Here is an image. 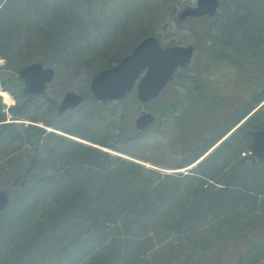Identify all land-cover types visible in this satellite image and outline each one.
I'll list each match as a JSON object with an SVG mask.
<instances>
[{"label":"trees","instance_id":"16d2710c","mask_svg":"<svg viewBox=\"0 0 264 264\" xmlns=\"http://www.w3.org/2000/svg\"><path fill=\"white\" fill-rule=\"evenodd\" d=\"M81 1L0 0V41L8 47L3 49L21 54L29 45L46 47L48 58L55 59L70 48L76 56L87 46L85 32L81 30L92 15L89 10L80 14L77 8ZM83 1L89 6L88 0ZM141 19L138 16L134 24ZM219 19L221 25L216 27L221 33L196 31L194 42L201 53L199 58L194 53L183 93L171 97L167 89L154 101L160 113H155L156 119L149 129L161 125L162 118L168 116L169 127L177 132L174 146L184 155L185 166L264 99V0H235ZM42 27L45 31L39 34ZM24 34L27 38L33 35L31 44L25 43ZM35 35L39 40L34 41ZM80 41L85 45H77ZM244 50L252 55L245 57ZM15 82L22 85L20 79ZM235 88L237 93H233ZM25 105L19 102L13 107L14 115L21 116L27 109L23 108ZM263 119L261 106L244 126L199 162L194 168L196 173L185 177L187 182L171 176L164 179L138 163L51 134L56 146H47V156L43 158L30 156L25 165L28 171H35L29 184L23 177L25 183L19 194L1 214L0 228L8 238L0 242V264H128L146 251L150 256L149 253L163 248L167 253L154 259L161 264L164 259H176L184 250H191L186 255H195L200 243L180 239L187 233L196 234L198 222L211 243L200 250L202 253L220 246L226 238L235 239L228 236L230 233L237 237L247 234L263 218H258V196L263 192L243 182L238 173L248 160L255 164L248 154L241 152L247 141L250 144L247 130ZM4 120L0 112V122ZM117 122L104 138L99 131L101 138L91 135L96 130L90 128L86 119L80 127L64 129L117 150L120 148L110 139L133 138L145 131H134L132 135L122 128L121 121ZM16 126L14 122L0 123V148L8 145L17 149L8 140L11 135L20 138L14 134L28 133L24 139L34 145L44 133L38 126L23 127L21 131L15 130ZM47 165L51 171H44ZM165 183L170 189L166 192L177 200L175 205L166 202V196L157 191ZM234 191L243 197L231 195ZM9 215L13 218L6 221ZM175 237L179 242L173 241ZM146 261L132 264H147Z\"/></svg>","mask_w":264,"mask_h":264},{"label":"rangeland","instance_id":"374dc122","mask_svg":"<svg viewBox=\"0 0 264 264\" xmlns=\"http://www.w3.org/2000/svg\"><path fill=\"white\" fill-rule=\"evenodd\" d=\"M54 1L56 2V0ZM88 1L90 2L89 6L82 0L77 8L80 14H85V12L89 10L92 12V15L89 16V19L87 18L88 20L85 28L81 30V32H85L84 38H86L87 46L83 48L84 50L82 52H78L76 56L75 53L72 54L70 48H68L67 50L59 51L61 53L60 57L49 59V52H47L46 47L40 48L39 46H36L35 48L31 45L28 46V49H23L21 54H17L14 50L7 51L3 49H7L8 47L5 46V44H2L4 42L0 41V52L3 53H0V81L2 82L0 90L5 91V89H7V92L11 97V102L8 103L5 102L4 97L0 95V112L4 114L5 121L14 122L18 125L15 129L17 131H21V128L23 127L36 125H39L44 129V133L37 144L33 145V142H29L28 144L26 142L27 139H24L28 133L24 132L22 135L21 133L14 134L19 135L20 138L12 135L11 137H8L11 145H14L17 149H11L8 145H3L4 147L0 148V188L9 192L11 203L14 202L19 194V189L22 188V185L20 184L22 178L25 177L27 179L26 184H29L28 182L31 174L35 171V169L28 171V167L25 165L29 161L30 156L35 154L37 158H43L47 156V146H56V141H53L56 139H54L53 136H50L51 134L64 136L65 138L73 140L72 142L102 148L111 154H118L117 156H120L125 160L138 163L147 170L156 171L161 175L160 177H164V179L167 178V176H171L170 178L174 177L183 179L182 182H187L188 179L185 177L193 176L196 173L194 168H196L199 162L212 154L232 134L231 133L229 136L225 137V139L215 147L209 148L204 157L191 167V164L184 165V155L174 146V143L177 142H174V137L177 135V132L169 127L168 116L162 118L163 123L161 125L145 130L139 136L133 138H126L127 136H125L118 139H114L113 137V139H110L111 143H115L120 150L102 146L94 141L66 131V129H64L65 127L72 129L80 127L82 126V120L86 119L87 122H89L88 125L90 128L96 130V133L94 132L91 135L95 138H101L98 134L99 131L102 132L104 138V136H108V129L110 127H115L118 124L117 121H121L122 128L126 129L127 133H132V135H134L133 132L136 131L134 121L143 108L135 96V90L129 93L122 101H113L105 105H99L98 101L95 100L90 92L89 84L91 77L101 68L115 63V61L122 55L129 52L141 37L147 34L153 33L157 35L159 40L164 44L177 42L189 44L194 42L196 31L204 30V32H206L207 30H211L216 34H218V31L221 33V31L217 29V25H221L222 22V19L220 20L219 17L235 0H220L221 6L219 8V15L213 20H204L205 18H185L179 20L178 15L180 12L187 6L192 5L190 0H164L162 2H160V0ZM138 16L142 17V21L138 24H134L135 19ZM85 20L86 19H84V21ZM93 24L97 25L93 27ZM38 31L39 34H42L45 31L44 27L39 28ZM24 35L23 39L26 38L24 40L25 43L31 44L30 41L33 40V35H28L29 38L26 37V34ZM36 40H39V37L35 35L34 41ZM77 45L84 46L85 42L80 41ZM108 48H111V50ZM106 49L107 53L105 52ZM244 52L245 57L252 55L249 50H244ZM195 53L197 56L196 58H199L201 50L196 49ZM34 60H42L45 65L53 66L55 68V77L48 84L47 89L42 96L33 97L24 101V95L21 93V85L15 82V80L18 79L17 70L22 65ZM246 62L247 60L245 59V63ZM189 74L190 71H186V69L179 71L180 78H176L167 90L170 92L171 97L183 93L185 90V80ZM67 90L82 93L85 95V99L80 107L58 114L56 107ZM234 90L233 93L238 92L237 88ZM17 102L26 103L23 108L27 109L24 110V113L21 116H15L12 111L13 106H17ZM262 102H264V100L260 103ZM146 108L153 113H160L159 106L155 103L147 104ZM32 119L36 120L34 121L35 125L31 123L30 120ZM245 124L246 122L241 126H244ZM46 125L53 126L50 127ZM30 131H32V129ZM1 136L2 133L0 138ZM248 142L249 141H247V144L243 145L241 155L248 153ZM6 149L7 151H5ZM20 149L21 153L19 152ZM8 152L9 155L7 154ZM248 161L247 163H244L243 171L241 174L238 173V176H241L243 182H247L252 188H258L259 191L264 193V162L250 164ZM33 166L37 167L35 164H33ZM26 169L27 171H25ZM44 169V171H51L49 165ZM48 171L46 173H48ZM17 178H19V180ZM14 179L17 180L16 185L12 184ZM183 187L181 189H183ZM167 190L169 191L170 189L166 183L161 184L157 189L159 195L163 194L166 196L167 199H164L166 202H169L170 205H175L177 202L176 198L173 197L171 192H166ZM214 190L215 189H212L211 191ZM263 193L258 196V204L261 208L258 218L261 215L263 218L260 223L252 226L247 234L240 237L231 235L232 233L228 235L235 239H228L225 237L226 235H223V237L226 238V241L222 242L220 246H212L210 249L205 250V253H202L200 250H202L203 247L208 248L211 243L208 242L209 236L204 232L205 228H200L202 223L200 224L198 222L199 225H197L199 226V229L197 233L194 235L187 233L182 236L184 239L181 237L180 240L184 241L193 239L198 241L201 247H199L198 251L194 252V254L199 255V257L197 256L198 258L196 259L195 255L192 253L186 255L188 250H184L185 252L181 254L182 256L180 255L169 262L164 259L161 264H208L212 255L216 254L217 251H225L229 256L231 255L234 257L235 253L242 249L254 250L249 252L247 257L244 258L245 264H252L251 262L255 259L253 258L254 254L258 255V261L257 263L254 262V264H264ZM231 195H235L239 198L243 197L238 191H234ZM9 218L12 219L13 216L9 215L6 218V221H8ZM258 218L253 220L257 222ZM211 220H213V217ZM178 221L179 219H177L175 223ZM6 238H8V235L1 231L0 228V242ZM168 239L170 240V237ZM174 240L179 242L177 237H175L173 241ZM181 244L182 243H180V245ZM166 251L167 250H164L163 248L158 249L153 252L154 254L152 252L149 253L150 256L147 255L146 251L141 256H137L138 258L135 257V259L130 260V263L128 264L137 261L144 262L145 260L148 261H146L147 264H158L159 261L156 262L154 260L155 256L158 255L157 258H159L163 252L167 253ZM188 252L190 253L191 250Z\"/></svg>","mask_w":264,"mask_h":264},{"label":"water","instance_id":"95a60500","mask_svg":"<svg viewBox=\"0 0 264 264\" xmlns=\"http://www.w3.org/2000/svg\"><path fill=\"white\" fill-rule=\"evenodd\" d=\"M195 6L186 8L179 18L185 16L215 15L218 0H196ZM193 46H161L152 36L143 38L134 50L120 59L117 64L103 68L91 79L90 90L93 96L102 102L117 100L129 92L142 70L146 69L137 83V98L145 103L155 98L168 80L173 78L177 66L186 67L192 58ZM23 80L24 94H42L46 85L54 78L55 71L35 61L19 70ZM84 96L75 91H67L60 102L58 112L77 107ZM151 112L143 111L134 122L137 129H144L154 121ZM250 153L254 161H264V124L251 132ZM9 197L6 191L0 190V215L8 206Z\"/></svg>","mask_w":264,"mask_h":264},{"label":"flooded vegetation","instance_id":"af4514ba","mask_svg":"<svg viewBox=\"0 0 264 264\" xmlns=\"http://www.w3.org/2000/svg\"><path fill=\"white\" fill-rule=\"evenodd\" d=\"M190 1L192 2L193 0H190ZM192 5H194L193 2H192ZM195 44H196V42H195ZM132 49L129 52H131ZM129 52H127V53H129ZM127 53H125L124 55H126ZM124 55H122V56H124ZM25 96H27V97H25ZM24 97H25L24 99L26 100L27 98H29V95H24ZM31 97H33V96H31ZM251 251H254V250H251V249L250 250L249 249L238 250V252L235 253L234 257H232L231 255L229 256L225 251H219L216 254L212 255V258L208 261V264H245L244 258L247 257L248 253ZM254 256H256V258L254 259V261L251 262L252 264H254V262L257 263V261H258V255H254Z\"/></svg>","mask_w":264,"mask_h":264},{"label":"bare ground","instance_id":"6f19581e","mask_svg":"<svg viewBox=\"0 0 264 264\" xmlns=\"http://www.w3.org/2000/svg\"><path fill=\"white\" fill-rule=\"evenodd\" d=\"M0 95L4 97L5 102H11V97L7 91L0 90Z\"/></svg>","mask_w":264,"mask_h":264}]
</instances>
